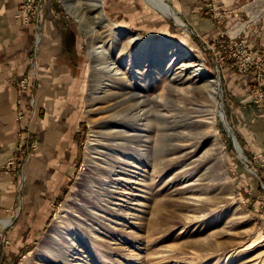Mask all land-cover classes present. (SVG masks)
Listing matches in <instances>:
<instances>
[{"label": "rangeland", "instance_id": "obj_1", "mask_svg": "<svg viewBox=\"0 0 264 264\" xmlns=\"http://www.w3.org/2000/svg\"><path fill=\"white\" fill-rule=\"evenodd\" d=\"M163 1L174 16L144 0H100L96 8L92 0H43L42 10L47 3L45 10L56 11L60 30L78 48V156L41 235L13 261L0 255V264H264V0ZM95 42L110 48L107 57L94 56ZM38 80L39 64L35 89ZM213 80L218 95L208 88ZM135 92L160 104L167 95L165 117L173 107L191 116L175 140L189 153L170 160L173 131L155 141L158 106L151 103L152 155H169L142 168L160 183L141 200L145 212L138 206L121 214L112 236L94 241L76 220L83 218L79 207L93 162L106 159L99 149L134 133ZM137 128L143 136L144 125ZM28 140L34 147L26 145L9 169L36 148ZM0 243L8 240L0 235Z\"/></svg>", "mask_w": 264, "mask_h": 264}, {"label": "crops", "instance_id": "obj_2", "mask_svg": "<svg viewBox=\"0 0 264 264\" xmlns=\"http://www.w3.org/2000/svg\"><path fill=\"white\" fill-rule=\"evenodd\" d=\"M21 2L0 0V235L8 240L5 246L0 243V255L5 262L15 260L41 235L72 173L82 122L81 76L73 68L77 44L60 30L56 11L50 6L45 10L47 3L39 21L35 104L22 120H15L17 109H28L31 91L19 92L17 80L27 73V56L37 37L33 21L23 23L14 16ZM29 137L36 148L21 166L6 168L17 143Z\"/></svg>", "mask_w": 264, "mask_h": 264}, {"label": "bare ground", "instance_id": "obj_3", "mask_svg": "<svg viewBox=\"0 0 264 264\" xmlns=\"http://www.w3.org/2000/svg\"><path fill=\"white\" fill-rule=\"evenodd\" d=\"M144 1L154 9L160 11L163 15H171L170 9L163 0ZM92 2L93 4L91 5V8L100 7V0H92ZM69 7L73 8L75 6L73 5L72 7V5L69 4ZM78 18L82 20L84 19L81 15H78ZM84 21H86V18ZM91 49L95 57L99 56L101 58L105 56L107 57V53L109 52L110 48L107 49L105 44H99L98 42H95L92 44ZM164 49L165 45L162 44L159 50ZM104 54L106 55L103 56ZM188 64L201 65V63L197 61H190ZM206 75L211 76L207 71ZM213 81V84L209 83L208 88L213 95H218L220 93V88L218 87L216 80ZM134 94L135 95H132L134 96V104L132 106L134 109L131 112V121L136 124L132 128L130 127L131 129L128 130L134 133L123 135L121 137V143L118 145L108 146L105 144L102 149H99L100 155H102V157L105 156L106 159H98L93 162V177L89 186L90 188L88 193L84 195L82 203L79 207V214L83 218H76V220L79 221V225L81 227L82 224L84 225L83 229L88 231L89 236L93 237L92 239H94V241H97L98 237L100 238L102 236L110 238V236H112L113 229L121 224V214L130 216L131 212L138 206V209L142 210L143 206L148 205L146 201L141 202V200H147V198H150L153 188L155 187V183H160L161 177H158L157 179V177L152 176L151 171H145L142 168L143 164L148 167L151 165V161L155 162V160H158L159 164H161L163 163L164 155H169L168 152H165L166 154L161 156H159L160 154H157L156 158L152 155L150 144L152 141L150 127H152V125L149 123V115L152 110L151 103H154V105L158 106L157 112L159 117V132L157 133L155 141H160L165 132L173 131V133H170L173 135L171 140L174 141L171 143L172 148L170 149V153L174 154L175 156L171 157L170 160L183 159L187 157L189 153L186 147L175 140H179L181 138L180 134L177 132L178 128L181 126L180 123L183 119H191V116L187 113L182 114L180 113L181 111L178 109V107H173L171 110H174V113H172L171 117H165L163 114V107L161 108L160 106L166 105L165 102H168L167 95H162L160 97L161 100L164 99V104H160V102L151 100L148 97L142 95V93L140 94L135 92ZM220 117L221 119L224 118L222 111H220ZM141 123L145 127L143 131L141 130L142 133H144L143 136L139 134L140 130L138 128L136 129L137 124L141 125ZM193 123H195V121H193ZM188 125H190L189 121ZM118 138L119 137L116 136L115 140ZM165 161L167 162L168 160ZM137 177H139V181L138 183H135L136 181L133 180ZM145 211L146 209H143V212ZM69 242L73 244V240L70 239Z\"/></svg>", "mask_w": 264, "mask_h": 264}, {"label": "built area", "instance_id": "obj_4", "mask_svg": "<svg viewBox=\"0 0 264 264\" xmlns=\"http://www.w3.org/2000/svg\"><path fill=\"white\" fill-rule=\"evenodd\" d=\"M42 6H43V0H22L21 4L19 5V7L17 8L14 16L15 18L23 23H28L33 21V23L35 24V27L37 29V37L34 40V45L32 48V51L30 52V54L27 56V63H28V67H27V73L19 78L17 80V88L19 90V92L21 93H27L29 91H31L30 93V97L28 99V109H17L16 113H15V120L16 121H20L22 120L26 114L27 111L28 113H30L31 109L33 110L34 104H35V98L32 94L33 90L35 89V81L37 79V54H36V50H37V44H38V30L40 28L39 26V21H40V16H41V12H42ZM34 143L35 141H30L27 140V142L24 141H19L17 143V151L18 154H14L13 156H11L7 162H6V166L8 168V166L12 165L14 167V165L16 163H18L19 161H22V156L24 154V147L26 145H29L30 147H34Z\"/></svg>", "mask_w": 264, "mask_h": 264}, {"label": "water", "instance_id": "obj_5", "mask_svg": "<svg viewBox=\"0 0 264 264\" xmlns=\"http://www.w3.org/2000/svg\"><path fill=\"white\" fill-rule=\"evenodd\" d=\"M171 9V8H170ZM171 14L173 15L174 14V12L171 10ZM173 17V16H172ZM230 129V128H229ZM232 132V131H231ZM233 133V132H232ZM236 139H235V137L233 136V142H235L236 143V145H237V147L238 148H240L239 147V144L237 143V141H235Z\"/></svg>", "mask_w": 264, "mask_h": 264}]
</instances>
